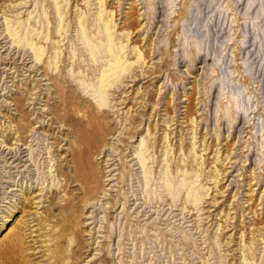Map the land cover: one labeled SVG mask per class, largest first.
<instances>
[{"label":"rangeland","instance_id":"374dc122","mask_svg":"<svg viewBox=\"0 0 264 264\" xmlns=\"http://www.w3.org/2000/svg\"><path fill=\"white\" fill-rule=\"evenodd\" d=\"M53 1L0 0V264H42L53 237L59 264H264V0H102L126 45L125 76L135 77L107 92L113 148L98 159L99 169L108 160L106 195L85 208L61 201L63 190L79 193L57 183V155L68 161L65 130L42 111L46 86L31 72L30 50L5 30L22 41L33 29L37 41L52 24L65 27V87L76 103L97 106L107 46L97 38L91 58L76 15L96 34L99 0H58L69 10L61 22ZM12 119L26 146L15 145ZM144 139L157 147L141 165L135 151ZM16 146L20 161L9 152ZM11 234L20 239L16 253L6 248Z\"/></svg>","mask_w":264,"mask_h":264},{"label":"bare ground","instance_id":"6f19581e","mask_svg":"<svg viewBox=\"0 0 264 264\" xmlns=\"http://www.w3.org/2000/svg\"><path fill=\"white\" fill-rule=\"evenodd\" d=\"M57 1L58 0H54L53 2H55L54 6L56 9L55 11L56 15L58 16L59 22H61L62 16L69 14V10L65 12L66 5L62 7V5H60V3H57ZM101 2L102 0H99V7H98V12H97L98 15L96 14L97 16L95 17L97 22H99V26H100V27L98 26V31L96 34L94 32H90L91 30L89 31V27L87 24L88 17L86 19V17H84L85 14L83 15V17L81 13H78V15H76V20L78 19V24L80 27V29L78 28L77 32L79 33L81 31L80 32L81 35L79 34L80 39L82 36V41L86 43V46L88 48L87 52L89 53L91 58H93V55L99 50V45L95 43V40L97 38H100L101 40H103V42L106 43V46H107L106 48L107 53H108L107 63L99 67L98 74L96 77L97 81L95 83V88H97V92L99 93L98 96L100 98V100L97 101V106H93L91 102L84 100V98H83L84 101L82 100L83 104L78 103V102L76 103L75 98L72 96V93H71L72 91L68 89L71 87L69 86H67V88L65 87V84L67 83L66 81L67 78L65 79V76H64V72H63L64 64L63 63H64V60L67 59V56H69V54H66L68 53L66 52V48L65 50H61L62 45H59V43L65 39L64 36L62 35L63 32H59V31L61 30L63 31L65 27L64 28L60 27V29L56 31L55 26H53L52 22L50 23L48 21L49 24H52V25L49 28L47 27L45 29L46 31L44 34L43 32L41 33V36L37 41L36 39L40 35V32H35L34 33L35 38H34L30 34L33 31V29L26 33V36L25 38L23 37L22 41L19 40V38L17 37L16 32H14L15 30L13 31L12 29H9V27L5 29L8 32V36L13 37L14 42L12 43L17 44V47L18 46L19 47L22 46L24 48L28 47V50H30V53L32 54L31 56L35 63L34 64L35 68L31 72L33 73L39 72L40 80L44 81L45 86H46V89L44 90L46 92L45 93L46 103L44 104V108L42 111L46 112L47 117H50L49 119L50 121H52L56 125H59L60 128H62V130H65L64 140L66 141L65 150H66V154L68 157V161L67 160L65 161V159L61 160L62 157L57 155L56 157V160H57L56 176L58 178L57 183H59V185H62L61 187L63 188L64 186L68 184L72 185V187H75V190L78 191L80 194L78 193V195L76 194L68 195L63 190L64 194L62 196L61 201H63L64 205H66L70 201H72L74 198L75 199L77 198L79 202L83 204L82 208H85L87 205L96 204L99 198L101 197V195L102 197L103 195H106L105 194L106 189L104 188L103 182L104 180H107V176L105 175L107 171L105 169L107 168L106 166H107L108 160L103 161L104 169H101V168L99 169L98 166H100V164L98 163L99 162L98 159L101 157L102 152L106 148L107 149L113 148L111 143L109 142V136H111L114 133L111 129L113 126V123L111 122L110 119H107V117L105 116V115H109V111H110V110H105V108L110 107L109 109H112L111 108L112 106H110L111 102L110 101L108 102V99H107L108 97L107 92L109 91L110 87H112L116 82H119V84L121 85L123 82V79L125 77H129L128 74L127 76H125V73L129 71V67L127 64L125 65V63L123 62V57L125 53L124 51H125L126 45H123L120 38H117L113 32L115 31L114 29L116 26L114 18H113L114 14H112L113 12H109V13L103 12V10H101L103 8L101 7L102 6ZM4 21L6 24L7 23L6 18H4ZM66 27L68 28V26ZM65 31L66 29L64 30V35L66 33ZM99 35L101 36L99 37ZM51 38L56 39V40H54L51 43L50 42ZM115 39L116 40L118 39V42L115 41ZM26 58L28 57H26L24 54L23 56H21L22 61L25 60ZM136 61L140 63L141 61L140 53H137ZM72 62L70 61V63ZM73 65L74 64L72 63V67ZM105 67L107 68L104 69ZM134 77L135 75H131L129 78L134 79ZM37 88L39 87L37 86ZM12 100H13L12 106L14 107V111L18 114L22 113V109H23V107L21 108L22 100L20 98H15V99L12 98ZM49 101H52V103H49ZM78 111H81V112L83 111V114L82 113H81L82 115L79 114L80 112L78 113ZM74 113L75 115L76 113H78L79 116L81 115L80 116L81 118H77L75 117V115L72 116V114ZM19 115H17V117L20 118ZM9 123H10V127L12 126L13 130L17 134L16 138H14L15 145L17 143V144L26 146L28 140H27V132L24 131L25 128L22 127L21 124H19L20 122L17 123L13 119H12V122H9ZM26 123H28V121ZM133 123H134V120H131V122L128 123L130 128H135V125ZM194 124H197V122ZM166 129L167 127H165V131ZM29 130H31V126L28 128V131ZM132 133H133L132 131H129V134L132 135ZM119 135H120V132H119ZM167 136H168L167 134L164 135V144H166L165 146L166 149H165V152L163 153L165 154L164 156L168 155L167 154L169 151L168 147L170 146L169 137ZM215 139H218L217 136ZM2 142L3 141H1V143ZM53 144H55V142H53ZM58 145L59 143L56 145L57 149L59 148L62 149L60 145L59 146ZM156 147H157V143L155 140L153 141V143L152 142L150 143L147 140L145 141V139L140 141V144L138 145L135 151V156L137 160L140 161V163L142 162L141 165L145 161L144 155H145L146 150H149L148 148L156 149ZM192 147H193V144H192ZM9 152L12 153L15 160H18V161L21 160V152H20L19 146H16L14 149L9 148ZM64 162H66V167L68 171H66L67 169L63 166ZM228 162L229 160H227V163ZM166 167H168V165ZM169 189L170 188H168L167 190ZM196 197L197 196H195L193 200L195 203H198L197 201H201L200 198H196ZM262 197L263 196L259 198L260 203H262V201L264 200V199L262 200ZM46 202L48 203V205L45 207L47 209V211L45 210L46 211L45 216L50 217L52 214L51 213V209H52L51 202L52 201L50 197H48V201ZM13 209L9 211L10 212L9 216L14 211ZM40 214L42 215V212ZM8 219L9 218H5L4 216H2L1 218L3 223L7 221ZM11 236H13V239H11L6 244V248L12 251L13 253H16L19 248L18 243L20 242V239L18 236H15L13 234H11ZM50 237L51 236H49V238ZM53 238L47 241L49 242L50 245L52 244V246L50 247V249H48L47 258L44 260V262H42V264H59L60 263V261L57 259L55 249H53L55 247L54 246L55 242L53 243V240H54ZM250 254L248 256H250ZM70 258H71V255H70ZM244 258H247V257L244 256ZM244 264H250V263H246V261H244Z\"/></svg>","mask_w":264,"mask_h":264}]
</instances>
